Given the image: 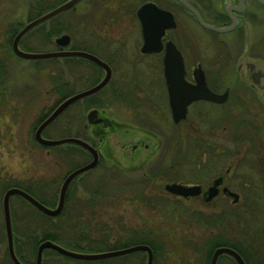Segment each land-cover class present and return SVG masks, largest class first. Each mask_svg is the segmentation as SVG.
I'll list each match as a JSON object with an SVG mask.
<instances>
[{"label": "flooded vegetation", "instance_id": "obj_1", "mask_svg": "<svg viewBox=\"0 0 264 264\" xmlns=\"http://www.w3.org/2000/svg\"><path fill=\"white\" fill-rule=\"evenodd\" d=\"M62 1L46 8L41 13L46 12ZM79 1L81 0H77L67 8L74 9V5ZM104 1L94 0L95 6L101 8ZM146 2L157 8L152 17L153 19L156 18L157 22L160 21L162 25V32L159 36L160 41L158 42L160 47L158 50L153 51L141 50L143 43L141 24L136 10ZM38 3L40 1L31 0V4ZM41 13L36 14L40 15ZM93 14H96L95 8L89 10L86 15L87 18L85 16L86 27L89 26L93 29L98 38L88 30L87 40L84 41L85 45L77 46L71 43L73 37L63 32L68 35V43L64 45L57 44L54 41L56 36H54L53 42L56 49L51 50L80 49L95 55L107 65L109 70L108 79L100 88L67 104L39 132L41 137L50 139V137L43 135L45 128L66 110V116L60 121V126L62 129L70 130L69 133L66 132L67 134L60 137H76L91 145L96 151L95 164L76 174L70 182L94 168L102 159L108 160L114 167L123 172L139 171L140 174L145 171L149 172L150 168L141 169L145 164L155 159V153H157L158 158L161 156V151L170 150L168 141L181 137L182 144H189L191 148V145H197V151L194 150L192 153L196 154L198 159L199 156L201 158L204 156L205 158H202V160L206 159V161L203 163V167L196 166L194 170L188 168V174H192L190 179H174L163 182V190H165L166 184L171 182L183 186H195L194 193L179 194L180 200L192 202L196 207H202L204 204L213 203V199L218 198L220 199L218 200L220 207L225 206L227 208L228 223L232 224L234 217L239 216V214L245 216V219L251 218L254 220L249 222L248 232L242 231L238 235L233 233L224 235L217 232L204 239L196 248V251L200 254V264H208L213 249L219 246L228 247L237 252L244 264H264V234L262 231L264 225V0H141L133 8V13L130 15L133 21L132 26L137 33L136 36L133 30V37L134 39L136 37V41L134 44L135 52L131 57L128 54H132V51L125 52L124 45H120V41L118 43L117 38L123 36L122 30L115 28L114 23L102 27L91 24L89 17ZM120 14H122V11ZM125 15L127 18L129 17L127 13ZM115 16L113 15L114 18ZM198 17L202 24L199 22ZM92 20L95 19L92 18ZM110 21L112 23L113 20L110 18ZM192 22L195 23V26ZM187 23H189V26ZM21 24L23 25V23ZM107 26L108 28H106ZM13 32L11 35L15 34ZM25 32L17 40L16 45L19 49L21 48L18 42ZM45 32L46 30L43 31V33ZM11 39L9 40L10 48ZM170 49L177 52L178 63H175L172 69L175 71L174 77L177 80L180 79L179 83L182 81L190 86L195 84L197 85V92H206L207 89L220 95V101L207 98L193 99L184 107L182 116L178 120H173L168 103L163 65V56ZM44 58L77 59L84 64L85 70L78 82L83 83L82 80H84L87 83H83L79 90L72 89L69 92L65 91L67 88L64 81L56 84L55 89L58 91V96L55 103L50 105L46 111H41L36 115L30 127L32 138L40 145L44 144L38 142L34 136L37 125L63 98L96 84L106 72L105 67L83 56L70 55ZM31 59L42 58H30L28 60ZM143 81L145 84H141ZM69 83V88H73L72 85L75 80L74 83L71 84L70 81ZM69 85L67 83V86ZM157 91H162L164 104L163 107L161 105L157 107L158 103H152L150 105L151 115H153V110L156 111L155 114L161 112L160 119H166V121L169 119L174 125L184 127L183 134L179 130L177 135L162 138L155 130H151L152 120L143 114H141V118L137 117L138 120L136 119L134 122L124 123L113 120L105 112L104 107L107 105L108 96L121 98L126 94H146L152 100L151 94ZM149 99L147 100L150 101ZM10 107H14L13 114H16L15 107L20 106L0 105V145L4 148L0 153V158L5 157V160L10 147L9 126L12 113ZM70 107H77L78 109L73 108L70 112ZM90 109L95 110V117H98L99 121H88L86 113ZM83 119L84 121H82ZM104 120L107 121L106 125H103ZM122 133L125 135L122 136ZM60 144H67L73 152L77 151L86 155L87 160L80 164H74L70 170L85 164L92 157L91 152L78 144L72 142ZM215 144H230L231 146L225 151L214 148L213 145ZM209 145H212L211 149ZM113 149H115V153L117 151L116 156ZM119 152H123V156L126 157L124 163L118 158ZM3 164L0 163L2 165L0 169L2 194L6 188L14 186L29 192L30 195L47 207L54 206L58 187L55 190L56 194L52 193L51 197L48 194L50 190H47L43 185L29 184L25 186L21 182H8L9 170L5 169ZM147 175L148 177L152 176ZM70 182L65 188L62 206L57 214L51 216V221L54 220V216L63 211L65 204L68 208L75 206L71 208L73 211L78 206L85 205L89 193H91V197L99 193L93 187L88 190L89 193L86 191L83 196L77 195L75 197V195H72V191L69 190ZM85 186L87 185L85 184ZM99 186L103 188V185ZM166 192L172 194L171 191L166 190ZM176 194L178 193H175V197ZM10 196L8 197V214L11 228V252L19 264H70L69 261H73V264H92L90 260L104 259L107 261L106 259L112 257H116V264H123V258L120 259L119 257L128 253L99 259H86L66 255L48 246L43 247L38 253L37 246L43 239L55 242L68 250L83 253L120 247L90 250L91 241L96 239H89L88 233H85V228H83L84 232L79 231V228H75L76 220H74L75 217L70 211L66 213L68 219H71L70 222L68 220L70 231H62L61 233L58 231V236L61 235L62 238L60 241H55L50 238L49 234H44L42 222L38 223L36 221L35 231H29L26 228L23 231L16 230L12 223L16 220L18 222L23 220L20 217L18 218L23 208L27 210V207H29L36 210L33 211L35 213L38 210L27 200L16 194L14 196L18 197L17 207L13 209L9 204ZM137 196L140 197V194H137ZM53 197H55V200L52 202ZM73 197L75 198L73 199ZM88 200L92 201L91 198ZM236 206H240V209H232ZM88 207L92 206L87 205L85 209ZM82 209L84 210V208ZM89 212H92V209ZM260 213V225L257 228L256 221H258L257 217H260ZM194 214L198 218L202 216L198 212ZM221 215L223 216V214L215 215L212 218L213 222H220L222 220ZM191 216L193 217V215ZM39 217L42 218L41 215ZM0 223V239L3 240L5 245L2 255H0V264H17L7 248L1 199ZM139 231L144 233V230ZM137 233L138 231H132L133 236L130 238V234L126 240H131ZM108 242H110L109 246L115 243H123V241H113L112 239H109ZM101 243L100 240H96L94 244L102 245ZM212 243H214V246L210 251L209 247ZM147 245L150 247L149 244ZM138 251L144 253L143 250ZM209 251L208 259L204 260L205 253L207 254ZM58 259L60 261L67 260L68 262L59 263ZM220 263L236 264L234 258L227 252L217 254L214 264Z\"/></svg>", "mask_w": 264, "mask_h": 264}, {"label": "rangeland", "instance_id": "obj_2", "mask_svg": "<svg viewBox=\"0 0 264 264\" xmlns=\"http://www.w3.org/2000/svg\"><path fill=\"white\" fill-rule=\"evenodd\" d=\"M39 1L38 4H31V0H0V105L20 106L15 107L16 114H13L14 107H10L12 113L9 126L10 147L7 151L9 153L6 160L5 157L0 158V163L3 164L4 161V168L9 170L8 182H21L25 186L29 184L43 185L47 190H50L48 194L52 197V193L56 192L55 190L64 173L69 171L74 164H80L87 158L81 152H73L67 144L51 146L38 144L31 136L30 127L36 115L41 111H46L50 105L55 103L58 96V91L55 88L58 82L63 83L64 81L67 88L65 91L69 92L72 89L79 90L81 85L87 81L78 82L85 70L84 64L77 59L42 58L28 60L17 56L11 50L9 40L13 35H11L13 30L19 29L22 26L21 23L38 16L36 13H41L61 0H37V2ZM140 1L105 0L102 7L99 8L95 6L94 0H81L74 5V9L65 8L63 11L32 26L20 38L18 45L27 51L56 49L53 37L63 32L73 37L72 44L85 45L84 41L87 40L88 30L98 38L93 29L89 26L86 27V15L90 9L95 8L96 14L89 17L91 24L102 27L114 23L115 28L121 29L123 33L121 38H117L118 43L120 41V45H124L125 52L132 51V54H128L131 57L135 52L136 37L135 39L133 37L134 27L130 15ZM116 10L118 12H115ZM121 11L122 14H120ZM125 13L129 15L128 18ZM113 15H116L115 18ZM92 18L95 20L93 21ZM110 18L113 20L112 23ZM193 25L195 26V23ZM44 30H46L45 33H43ZM134 32L136 33V30ZM69 81L71 84L74 83L73 88H69ZM141 84H145L144 81ZM161 92L152 93V100L146 94H126L121 98L108 96L107 105L104 107L105 112L113 120L124 123L134 122L137 117L141 118V114H143L152 120L151 130H155L162 138L177 135L179 130L183 134L184 127L174 125L169 119L168 121L160 119L161 112L155 114L156 111L153 110V115H151L150 105L152 103H158L157 107L159 105L163 107L164 100ZM73 108L78 109L77 107H70V112ZM66 112L64 110L52 121L45 128L43 135L53 138L69 133L70 129L67 131L60 126V121L65 118ZM143 119L145 120V118ZM192 133L194 134L193 131ZM121 135L124 136L125 134L122 133ZM181 142V137L168 141L170 150L161 151V156L158 158L157 153H155V159L145 164L141 169L150 168L149 172L145 171L142 174L139 171L123 172L114 167L108 160L102 159L94 168L81 174L69 184V190L75 197L77 195L83 196L86 191L89 193L88 190L93 187L97 189L98 195L91 197V193H89L84 206L80 205L72 211L71 208L75 206L68 208L65 204L63 211L54 216L53 222L51 216H45L39 211L35 213L33 211L36 210L29 207L27 210L23 208L18 216L23 220L21 222L16 220L12 226L16 230L23 231L26 228V230L35 231L36 221L42 222L43 225L50 221L51 223L64 222L65 229H63V225L60 228L63 232H69V219L66 213L70 211L76 220V227H74L79 228L78 230L81 232H84L83 228H85V233H88L89 239L102 240L108 237L113 241H126L132 231L144 230V236L151 240L154 238L153 241L157 245L152 264H200V254L196 248L204 239L217 232L224 235L226 233L227 235L229 233L238 235L242 231L248 232V224L254 220L245 219V216L239 214V216L234 217V222L230 224L227 221V208L225 206L220 207L218 204L220 199L215 198L213 203L196 207L192 202L180 200L179 194H176L175 197V193L172 195L166 192V189L163 190V182L174 179H190L192 174H188L187 170H194L196 166L203 167V163L206 161V159L202 160L205 158L204 156L202 158L199 156L198 159L196 154L192 153L194 150L197 151V145H191V148L189 144L184 145ZM213 146L226 151L231 145L215 144ZM209 147L211 149L212 145ZM2 150L4 148L0 145V153ZM113 151L116 156L117 151L116 153L115 149ZM118 158L123 163L126 160L123 152H119ZM1 168L2 165H0ZM147 174L152 176L148 177ZM99 185H103V188ZM2 191L0 187V199ZM137 194H140V197ZM17 198L14 194L9 198V204L13 209L17 207ZM89 198L92 201H89ZM141 199L142 201H140ZM53 200L55 197H53L52 202ZM87 205L92 207L85 209ZM239 207L236 206L232 209H240ZM90 209L92 212H89ZM256 210L258 211V209ZM195 212L202 216L198 218L194 214ZM218 214H223V216L221 215L222 220L213 222L212 218ZM39 215L42 216L41 219ZM257 219L256 226L259 228L261 213ZM132 236L131 234L130 238ZM57 237V240H62L61 235ZM4 246L3 240L0 239V255L3 253ZM101 247L98 245L97 250H103ZM125 255L128 260L123 264H136L140 256L138 254L136 257L133 252ZM58 261L59 263L68 262L67 260L60 261V259ZM69 263L73 264V261H69ZM141 264H144V260Z\"/></svg>", "mask_w": 264, "mask_h": 264}, {"label": "water", "instance_id": "obj_3", "mask_svg": "<svg viewBox=\"0 0 264 264\" xmlns=\"http://www.w3.org/2000/svg\"><path fill=\"white\" fill-rule=\"evenodd\" d=\"M77 0H64L51 9L47 10L44 13H41L40 15L26 21L23 23V25L16 31V33L13 35L11 39V49L12 51L23 58L29 59V58H42V57H51V56H69V55H78L86 57L92 61H94L97 64L102 65L105 67L106 72L105 75L94 85L85 88L79 92L70 94L63 98L57 105L54 107V109L51 110V112L37 125L34 131V136L38 142L45 145H54V144H60L64 142H72L75 144L80 145L84 149L91 152L92 157L91 159L86 162L85 164L76 167L69 172L65 174L63 179L60 182V185L58 187L57 192V199L56 203L53 207H47L41 202H39L36 198H34L32 195L27 193L25 190L10 186L6 188L2 194L1 198V207L3 212V218H4V231H5V237H6V243L7 248L11 252L12 250V244H11V228H10V221H9V214H8V197L10 194H17L21 197H23L25 200H27L29 203H31L36 209L39 211L47 214V215H54L58 213L62 206L63 198H64V192L67 184L69 181L78 173L92 167L95 164L96 159V151L94 148L89 145L88 143L72 136H64V137H58V138H43L40 136L39 132L40 130L48 123L50 122L67 104L71 103L77 98H80L86 94H89L93 92L94 90L100 88L108 79L109 70L107 65L100 60L95 55L80 49H59V50H48V51H25L21 50L17 47L16 43L18 38L31 26L35 25L36 23L45 20L52 15L64 10L65 8L69 7L73 3H75ZM157 8L153 6L151 3L146 2L143 3L140 7L137 8V15L140 18V24H141V33H142V51H153L158 50L159 46V36L162 32V25L160 24V21L157 22V19H153L152 14ZM199 22L202 24V21L198 17ZM54 41L57 44L64 45L68 43V35L67 34H60L54 38ZM175 63H178V57L177 52L173 49L167 50L165 55L163 56V65H164V75L166 80V86H167V94H168V103L171 108L173 120H178L183 112L184 107L193 99L196 98H207L214 101H220L221 96L215 93H212L206 89V92H197L196 88L197 85H188L183 83L182 81L179 83V80H177L174 77V70L172 67L175 65ZM197 82H200L199 80H196ZM220 98V99H219ZM86 117L89 122H97L99 121V118L95 117V110L90 109L86 113ZM107 121H103V125H106ZM195 186H183L180 184H177L175 182H171L170 184H166L165 189L168 191H171L172 193H178L181 195H186L190 193L195 192ZM263 234H264V225H263ZM52 247L55 250L64 253L66 255L77 257V258H86V259H99V258H105L110 256H115L119 254H124L128 252H132L135 250H143L145 251V261L144 264H152V251L151 248L145 244V243H136L132 245H128L125 247H120L116 249H109V250H103V251H96V252H76L72 250H68L59 244L52 242L48 239L42 240L38 246V253L43 247ZM220 252H227L229 255H231L236 264H244L241 257L238 255L237 252L234 250L228 248V247H216L213 249L208 264H214L215 258L218 253ZM11 256L14 259V262L19 264L15 258L12 255ZM37 263V262H36Z\"/></svg>", "mask_w": 264, "mask_h": 264}, {"label": "trees", "instance_id": "obj_4", "mask_svg": "<svg viewBox=\"0 0 264 264\" xmlns=\"http://www.w3.org/2000/svg\"><path fill=\"white\" fill-rule=\"evenodd\" d=\"M14 31V30H13ZM32 193V192H31ZM46 216V215H45ZM63 225V229H65V224H64V222H58V223H51V221L49 222V223H47L46 222V224H44L43 225V232H44V234L46 233V234H49V236H51L50 238H53L55 241H57V236H58V231L61 233L63 230H61V226ZM106 237V236H105ZM108 240H109V238L107 237L106 239H102V240H100L102 243V247H101V249H107V248H115V247H121V246H125V245H128V244H131V243H141V242H144V243H147V244H149L150 245V247H151V249H152V252H153V255H154V253L156 252V244H155V242L153 241V239L151 240V239H149L148 237H146V236H144V233H142L141 231H139L138 230V233H137V235H135L131 240H129V241H123V243L122 244H117V243H115L114 245H111V246H109V244H108ZM95 241L96 240H92L91 242V248H90V250H97L98 249V245H95L94 243H95ZM105 242H106V245H105ZM235 245V244H234ZM213 246H214V243H212L211 245H210V251H211V249L213 248ZM235 247H237L236 245H235ZM164 249H165V247H164ZM210 251L209 252H207V254L205 253V258H204V260H206V259H208V256H209V253H210ZM133 253H135L136 254V257H137V255L138 254H140V256L138 257V261H137V259H136V261H137V263L136 264H141L142 262H143V260H144V257H145V254L143 253V252H141V251H135V252H133ZM166 253V252H165ZM126 255H122L121 257H119V258H123V263H125L128 259H126V257H125ZM248 258V257H247ZM107 261H105L104 259H99V260H90L91 261V263L92 264H116V257H112V258H109V259H106ZM126 264H129V263H126ZM204 264V263H203Z\"/></svg>", "mask_w": 264, "mask_h": 264}]
</instances>
